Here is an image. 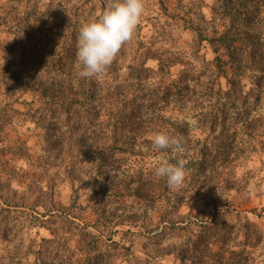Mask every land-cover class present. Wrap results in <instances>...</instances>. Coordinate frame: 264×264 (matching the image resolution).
I'll use <instances>...</instances> for the list:
<instances>
[{"label":"rangeland","instance_id":"rangeland-1","mask_svg":"<svg viewBox=\"0 0 264 264\" xmlns=\"http://www.w3.org/2000/svg\"><path fill=\"white\" fill-rule=\"evenodd\" d=\"M109 2L0 0V264H264V0H143L133 39L81 78L77 34ZM177 159L169 189L154 170Z\"/></svg>","mask_w":264,"mask_h":264},{"label":"clouds","instance_id":"clouds-1","mask_svg":"<svg viewBox=\"0 0 264 264\" xmlns=\"http://www.w3.org/2000/svg\"><path fill=\"white\" fill-rule=\"evenodd\" d=\"M144 13L143 0H110L106 9L95 20L81 26L77 34L76 57L82 66L81 78H94L102 74L115 60L122 46L131 41ZM154 150L183 152L182 138L166 133L152 137ZM158 178L166 179L169 189L182 186L185 181V161H161L154 170Z\"/></svg>","mask_w":264,"mask_h":264},{"label":"trees","instance_id":"trees-1","mask_svg":"<svg viewBox=\"0 0 264 264\" xmlns=\"http://www.w3.org/2000/svg\"><path fill=\"white\" fill-rule=\"evenodd\" d=\"M219 1H221L223 4H225L227 1H230V0H219ZM225 6V5H224ZM203 36V35H202ZM203 38V37H202ZM202 40H206V41H208L210 44H211V46H212V49H213V52L215 53V58H214V61H215V66L216 67H221V63H224L225 64V60L223 59V57L219 54V52H220V49H219V45H218V43L220 42V40L217 38V37H211V38H208V37H204ZM58 47H59V51H58V53H60L61 52V54L60 55H58V57H57V62H56V64L59 66V67H62V66H65V65H67L70 61H71V43H70V40H68L67 38H66V40L64 41V42H60L59 41V43H58ZM66 51V56H64L63 54V52H65ZM159 68L161 69V70H163L164 68V65H165V67H166V65H171V64H174L172 61H164V60H162L161 58L159 59ZM165 62H167L166 64H165ZM90 102H91V100L89 101V103H87V104H83L82 106H81V103L80 102H76V104L74 103V108H76V106H79V107H81V108H84V106H86V105H88V104H90ZM94 102H96V101H94ZM100 105H99V108L100 109H102V107H103V103L102 102H100L99 103ZM91 108H93L94 109V107H91ZM77 110V109H76ZM86 110V109H85ZM76 113H77V115H79V113H81V111L80 112H78V111H76ZM95 114H97V113H95ZM135 118H142V116L139 114V113H131L130 114V116H129V120H132L133 122H134V120H135ZM97 132H90V133H88V134H83V139H85V138H89V139H92V140H94L95 139V134H96ZM119 136H123V134H119V135H117V132L115 133V134H113L112 135V137H113V139L115 140V141H118L119 142V144H122L123 145V147H122V150H123V148H124V146H127V147H129V146H131L132 144H129L128 143V141L127 140H124V139H122L123 137H119ZM211 155H212V153H211ZM161 190H165V188L164 189H161ZM59 211V210H58ZM62 214H58V215H56V217L59 219V221H71L73 224H78V223H76V221H72V220H70V218L68 217V216H70V212H64V211H60ZM49 216L51 215V216H54V214L53 213H49L48 214ZM71 219H73L72 218V215H71ZM215 219V218H214ZM43 222H45V221H43ZM47 222H51V223H54L53 221H50V219H47ZM79 226V225H78ZM204 227H207V225H204ZM166 229V227H164V228H162L161 230H160V232L158 233V234H162V233H164L165 230ZM257 238V237H256Z\"/></svg>","mask_w":264,"mask_h":264}]
</instances>
